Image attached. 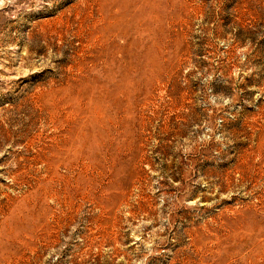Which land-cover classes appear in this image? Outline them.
Returning a JSON list of instances; mask_svg holds the SVG:
<instances>
[{"label": "rangeland", "instance_id": "obj_1", "mask_svg": "<svg viewBox=\"0 0 264 264\" xmlns=\"http://www.w3.org/2000/svg\"><path fill=\"white\" fill-rule=\"evenodd\" d=\"M0 264H264V0H0Z\"/></svg>", "mask_w": 264, "mask_h": 264}, {"label": "bare ground", "instance_id": "obj_2", "mask_svg": "<svg viewBox=\"0 0 264 264\" xmlns=\"http://www.w3.org/2000/svg\"><path fill=\"white\" fill-rule=\"evenodd\" d=\"M110 5H111V4H110ZM110 5H109V6H110ZM129 6H130V5H129ZM125 13H126V12H125ZM70 140H71V139H70ZM60 142H61V141H60ZM70 143H72V142H70ZM56 144H57V143H56Z\"/></svg>", "mask_w": 264, "mask_h": 264}]
</instances>
